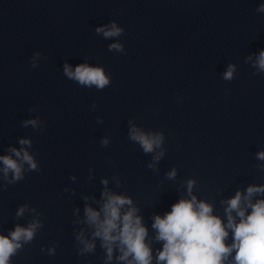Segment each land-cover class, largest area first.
Instances as JSON below:
<instances>
[{"label": "clouds", "instance_id": "1", "mask_svg": "<svg viewBox=\"0 0 264 264\" xmlns=\"http://www.w3.org/2000/svg\"><path fill=\"white\" fill-rule=\"evenodd\" d=\"M257 11L264 12V4ZM96 32L108 39L118 37L122 29L113 22L110 26L97 27ZM109 50L123 51V46L114 43L109 45ZM254 66L264 72V50L259 52ZM234 71L235 65H229L223 78L231 80ZM64 74L79 85L94 86L98 91L110 84L102 67L86 63L77 65L74 70L65 63ZM23 125L36 128L38 119L23 121ZM129 139L138 143L145 153H152L161 147L163 135L146 133L133 126ZM31 143L29 139H20L19 149L9 148L10 155L0 156V172H3L7 183L24 179L25 164L28 171L39 170L33 155L25 147H31ZM101 144L106 146L108 139H103ZM162 156L163 152L155 159L159 160ZM257 158L264 161V151L258 152ZM9 173L11 179H8ZM167 175L169 179L175 178L176 170ZM101 183L105 185V190L101 193L99 209L86 205L84 222L93 230V239H100L101 247L106 250V264L113 259L114 249L119 252L117 260L124 264H153L148 228L139 215V209L133 206L131 198L109 191L106 179H102ZM186 183L190 198L179 199L171 206V211L153 217L154 240L162 245L155 252L156 264H226L229 257L232 264H264V199L253 202L255 196L264 195V186L249 185L244 192L238 190L233 197L223 201L226 204L225 222L213 214L211 203L198 201L191 194L195 181L190 179ZM27 208V205L19 207L16 216H23ZM42 226L39 220H34L27 227L17 224L8 235L0 234V264H10V258L22 247L21 242L30 243ZM230 233L231 243H228ZM77 239L83 244L81 254L94 250L95 244L85 240L83 233Z\"/></svg>", "mask_w": 264, "mask_h": 264}]
</instances>
